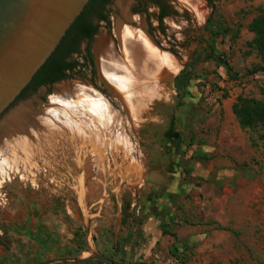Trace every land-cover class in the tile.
<instances>
[{"label":"rangeland","instance_id":"rangeland-1","mask_svg":"<svg viewBox=\"0 0 264 264\" xmlns=\"http://www.w3.org/2000/svg\"><path fill=\"white\" fill-rule=\"evenodd\" d=\"M207 3L187 86L180 95L181 71L176 104L159 103L138 136L140 177L74 163L33 178L7 170L0 264L74 261L107 241L126 264H264V125L243 128L233 112L239 97L264 100L249 29L264 0ZM144 226L166 234L150 247Z\"/></svg>","mask_w":264,"mask_h":264},{"label":"water","instance_id":"water-1","mask_svg":"<svg viewBox=\"0 0 264 264\" xmlns=\"http://www.w3.org/2000/svg\"><path fill=\"white\" fill-rule=\"evenodd\" d=\"M89 1L0 0V174L30 163L137 170L140 128L159 103L176 104L173 79L209 17L207 0H161L162 22L150 0L112 1L91 43L98 74L75 72L16 103ZM87 261L121 264L98 253L41 264Z\"/></svg>","mask_w":264,"mask_h":264},{"label":"trees","instance_id":"trees-1","mask_svg":"<svg viewBox=\"0 0 264 264\" xmlns=\"http://www.w3.org/2000/svg\"><path fill=\"white\" fill-rule=\"evenodd\" d=\"M150 1L161 6V12L158 18L162 22L168 15L166 6L161 0ZM211 1L212 0H209V2ZM107 2L108 0L89 1L81 15L67 31L60 45L53 52L47 62L34 75L32 81L21 92L16 102L27 99L29 93H35L42 85H53L68 79H73L79 62L68 60H70L72 54L79 51L82 42L86 40L89 43L87 52L90 51L92 40L99 29V26L92 27L90 21L94 16H97L100 20L105 21L106 23L109 22L108 17L100 13ZM249 29L254 34L253 45L264 64V9L259 10L258 15L252 20ZM226 67L229 71H232V67L229 64H226ZM256 73L264 74V65L259 66L253 72V74ZM189 76L190 72L186 68L175 78V86L180 95L187 86ZM233 112L243 128L264 125V100L257 101L255 99L239 97L233 107ZM164 234H166V232H164Z\"/></svg>","mask_w":264,"mask_h":264},{"label":"flooded vegetation","instance_id":"flooded-vegetation-1","mask_svg":"<svg viewBox=\"0 0 264 264\" xmlns=\"http://www.w3.org/2000/svg\"><path fill=\"white\" fill-rule=\"evenodd\" d=\"M112 1H114V0H108V2L104 5L103 10L100 12L101 14L106 15L107 9H108V7H109V5H110V3H111ZM159 8H160V12H161V6H159ZM159 14H160V13H159ZM106 16H107V15H106ZM163 20H164V19H163ZM102 23H106V22L100 20L99 17H97V16H94V17L91 19V21H90V24H91L92 27H97V26H99V25L102 24ZM95 36H96V35H95ZM95 36H94L93 40L95 39ZM93 40H92V41H93ZM83 43H86L85 51L81 50V46H82ZM82 44H81V46H80V48H79V51H78L77 53L72 54L70 60H68V61H72V60H71V59H72V56H73V55H77V57H80L81 60H78L79 65L77 66L75 72H79V73H82V74H83V72L88 71V72L92 73V75H93V74H96V75H97V74H98V71H97V66H96V58H95V54L93 53L92 48L90 49L89 52H87V48H88V44H89L87 40L84 41V42H82ZM92 75H91V77H90L91 79H92ZM88 77H89V76H88ZM59 83H60V82H59ZM56 84H57V83H56ZM54 85H55V84H53V85H49V84H47V85H42L41 87H51V86H54ZM95 85L99 88V86H98L97 84H95ZM41 87H40V88H41ZM24 100H26V99H24ZM24 100H23V101H24ZM19 101H22V100H19ZM19 101H17V102H19ZM17 102H16V103H17ZM151 121H154V120L151 119ZM149 122H150V121H149ZM143 129H144V128H143ZM140 133H141V132H140ZM167 133L169 134V133H170V130H168ZM139 135H140V134H139ZM178 142H179L178 135L176 136V138H170V139H167V143H168L169 146H171V149H172V147H175V146H176V143H178Z\"/></svg>","mask_w":264,"mask_h":264},{"label":"crops","instance_id":"crops-1","mask_svg":"<svg viewBox=\"0 0 264 264\" xmlns=\"http://www.w3.org/2000/svg\"><path fill=\"white\" fill-rule=\"evenodd\" d=\"M142 230L144 231V233L148 236H151L152 237V240H150V243H149V246L150 247H153L157 244V242L159 241V239L162 237V235L164 234V231H162V229H156V228H150L149 226H144L142 228ZM164 230V228H163ZM97 252L98 254L104 256V257H107V258H110L118 263H121V264H126L124 261H123V258L122 256L118 255L115 250L113 249V247L109 244V242H102L100 244V246L97 248ZM95 254V253H94ZM91 256V255H90ZM58 260H63V259H58ZM53 261V260H51ZM57 263H62V264H70V263H63V262H57ZM57 263H54V264H57ZM95 263H99V264H104V263H101V262H98V261H87L85 263H82V264H95ZM41 264V263H40Z\"/></svg>","mask_w":264,"mask_h":264},{"label":"bare ground","instance_id":"bare-ground-1","mask_svg":"<svg viewBox=\"0 0 264 264\" xmlns=\"http://www.w3.org/2000/svg\"><path fill=\"white\" fill-rule=\"evenodd\" d=\"M153 119V118H148V120L142 125V127L140 128L139 130V133H138V136L140 134V132L143 130V128H145V126L148 124V122ZM141 143V142H140ZM45 164L47 163H30V164H26V165H22V166H19V167H15V168H11L9 170H17V171H20V172H24V173H27L31 178H33L41 169V166H45ZM50 165V164H49ZM142 167L137 169V170H134V175L136 178H139L140 177V174L142 172ZM46 171V170H45ZM6 172V171H5ZM1 173L0 174V188L3 186L4 184V180L2 178V175L5 173ZM124 173V172H123ZM126 173V172H125ZM10 177V176H9ZM29 177V178H30ZM125 178V177H124ZM131 179V178H130ZM10 180V179H9ZM34 181V180H33Z\"/></svg>","mask_w":264,"mask_h":264}]
</instances>
